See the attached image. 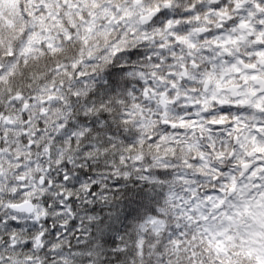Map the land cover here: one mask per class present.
I'll return each instance as SVG.
<instances>
[{
	"label": "clouds",
	"instance_id": "9594fccd",
	"mask_svg": "<svg viewBox=\"0 0 264 264\" xmlns=\"http://www.w3.org/2000/svg\"><path fill=\"white\" fill-rule=\"evenodd\" d=\"M0 264H264V0H0Z\"/></svg>",
	"mask_w": 264,
	"mask_h": 264
}]
</instances>
